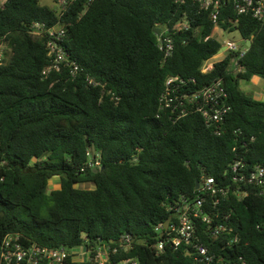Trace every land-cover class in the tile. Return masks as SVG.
<instances>
[{
    "label": "trees",
    "instance_id": "obj_1",
    "mask_svg": "<svg viewBox=\"0 0 264 264\" xmlns=\"http://www.w3.org/2000/svg\"><path fill=\"white\" fill-rule=\"evenodd\" d=\"M82 3L64 16L70 25L63 45L79 72L73 76L63 67L45 75L46 39L30 29L35 20L57 23V10L41 0H0V41L8 42L0 65V244L8 233H19L27 243L95 248L115 246L130 234L131 246L113 254V262L192 264L169 245L157 249L162 236L156 227L170 216L169 205L197 191L203 175L232 181L235 146L250 165H264V100L240 86L241 80L264 78V22L239 14L232 0L216 22L194 0H93L79 16ZM179 21L191 28L176 30ZM166 26L175 47L164 61L157 28ZM233 31L241 45L252 40L240 58L243 70H229L235 52H226L202 72L224 43L221 33ZM171 75L185 79L188 90L222 79L232 105L222 135L199 112L173 121L160 110ZM90 78L100 85L89 84ZM97 154L96 170L89 162ZM53 177L61 185L49 190ZM222 205L233 209L240 235L225 250L245 264H264V226L258 227L264 224V195L252 187L243 198L230 194ZM206 243L224 251L219 239Z\"/></svg>",
    "mask_w": 264,
    "mask_h": 264
},
{
    "label": "built area",
    "instance_id": "obj_2",
    "mask_svg": "<svg viewBox=\"0 0 264 264\" xmlns=\"http://www.w3.org/2000/svg\"><path fill=\"white\" fill-rule=\"evenodd\" d=\"M83 1L82 16L93 0H54L59 16L57 23L49 25L46 21L35 20L31 24L30 32L33 36H41L46 39L49 66L43 71L46 75L50 71H60L63 67L70 68L75 76L79 70V64L71 58L70 53L63 45L65 34L70 25L68 19H64L73 4ZM204 10H210L214 21L219 16L220 8L229 0H194ZM239 14L250 13L253 17L264 22V0H232ZM176 30H188L191 24L188 21H179L174 27ZM171 28L166 26L158 34V48L164 54V61L172 56L175 42L171 36ZM207 36L205 39H208ZM246 42V41H245ZM225 51L219 52L213 58L206 60L201 68L207 73L214 68V58L224 55L226 52H235L229 70L238 73L243 70L240 58L246 50H241L242 45L235 40L223 43ZM8 42L4 38L0 41V65L5 63ZM89 84L95 86L100 82L89 79ZM187 81L180 76H169L165 81V87L159 97L161 111L169 114L173 121L186 116L191 112H199L208 128L214 134L222 135L227 129L228 115L232 105L228 101V91L222 79L198 89H187ZM236 133H243L236 129ZM243 146L247 145V137L242 138ZM253 139V138H252ZM234 159L229 163L228 172L231 175L230 183L219 182L212 176L203 175L199 180V187L192 195L182 194L174 204L169 205L172 219L169 227L164 229V224L156 227L161 232L162 240L156 247L163 250L169 245L174 250L180 251L185 257L192 260V264H245L242 256L232 258L225 249L240 241L235 221L232 218V210L223 208V201L234 194L243 198L250 193L252 187L264 195V165H250L245 157L239 153L238 147ZM90 167L100 168V154L91 156ZM222 205V206H220ZM237 222V221H236ZM207 226L202 228V226ZM264 224H258V227ZM207 238L219 239L224 251H213L206 243ZM130 234H123L115 246H100L87 248L86 246L72 249L66 246L51 247L37 242L27 243L19 233H8L0 244V264H71L73 261H90L95 264H128L125 259L119 262L112 261V255L122 249L131 246ZM132 264H137L136 261Z\"/></svg>",
    "mask_w": 264,
    "mask_h": 264
},
{
    "label": "rangeland",
    "instance_id": "obj_3",
    "mask_svg": "<svg viewBox=\"0 0 264 264\" xmlns=\"http://www.w3.org/2000/svg\"><path fill=\"white\" fill-rule=\"evenodd\" d=\"M42 4H47L50 5L53 8H56V4L54 0H41ZM218 29L216 30V32ZM221 40L224 43H227L229 40H235L236 42L241 43L242 39L238 31H233V32H223L221 33ZM218 58V57H217ZM217 58H214L217 60ZM240 86L241 88L248 94L250 95H255V91H264V78L260 76L253 77L252 80L247 81V80H241L240 81ZM61 179L60 177H53L50 180V185H49V190L55 189L60 187ZM83 187H90L89 184H82Z\"/></svg>",
    "mask_w": 264,
    "mask_h": 264
},
{
    "label": "water",
    "instance_id": "obj_4",
    "mask_svg": "<svg viewBox=\"0 0 264 264\" xmlns=\"http://www.w3.org/2000/svg\"><path fill=\"white\" fill-rule=\"evenodd\" d=\"M161 31V28H157V34H159V32ZM252 45V40L251 39H248V40H246V42L242 45V48H241V50H248L249 48H250V46ZM226 49H225V46H223V47H221L220 48V50H219V52H223V51H225ZM96 169V168H95ZM97 170V169H96ZM199 187V180H197L196 181V188H198ZM171 219H172V215H170L168 218H167V220L165 221V223H164V229H167L168 227H169V224H170V221H171ZM162 236H163V234H162Z\"/></svg>",
    "mask_w": 264,
    "mask_h": 264
},
{
    "label": "crops",
    "instance_id": "obj_5",
    "mask_svg": "<svg viewBox=\"0 0 264 264\" xmlns=\"http://www.w3.org/2000/svg\"><path fill=\"white\" fill-rule=\"evenodd\" d=\"M256 77V76H255ZM254 97L257 98V99H260V100H264V91H255L254 93ZM61 185V183H60ZM90 187H92L93 185L92 184H89ZM59 188V187H58ZM56 189V188H55Z\"/></svg>",
    "mask_w": 264,
    "mask_h": 264
}]
</instances>
